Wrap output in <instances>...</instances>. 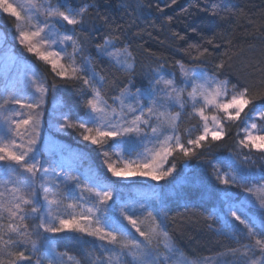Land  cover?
I'll list each match as a JSON object with an SVG mask.
<instances>
[{"label": "snow or ice", "instance_id": "1", "mask_svg": "<svg viewBox=\"0 0 264 264\" xmlns=\"http://www.w3.org/2000/svg\"><path fill=\"white\" fill-rule=\"evenodd\" d=\"M61 8L68 10L62 11ZM85 11L86 7L79 10L71 8L69 0H57L55 6L48 4L43 13L45 18L40 20L35 3L25 5L17 0H0V14L9 15L18 22L16 38L23 50L50 65L57 78L75 81L84 89L83 95L87 99L83 114H77L72 122H69V116L62 115V122L57 125L59 131L80 129L78 138L97 146L106 158L109 153L105 147L113 145L119 146L120 156L127 152L142 157V162L124 161L120 166L106 159L105 171L117 180L133 181L139 177L157 183L167 182L177 171V153L187 160L197 156L205 145L211 147L212 143L221 142L227 135L225 123L238 121L245 109L254 105L257 99L264 101V94L259 97L252 95L251 84L239 78L235 83L227 78L221 79L227 72L223 61L210 70L200 66L207 61L197 58L190 61L194 65L192 67L178 62L182 77L179 85L176 73L158 65L148 74L143 88L129 81L118 94L108 96L104 91L107 80L97 72L92 57L85 55L87 41L77 33V27L84 28ZM33 19L37 23L32 24ZM21 25H27V30H20ZM101 39L102 43L95 45L98 56L107 58L123 71L134 69L135 57L127 45L121 49L117 47V39L108 36ZM56 48L59 50H52ZM207 51L205 48L199 56H204ZM56 91V85L49 83L42 73L25 66L20 80L5 83L0 93V220L5 213L9 220L19 219L21 222L30 215L39 220L37 232H75L101 241V248L116 255H109L106 262L97 259L96 264H113L114 261L115 264H166L168 257H162L156 245H162L166 251L176 250L174 239L167 230V215L161 208L147 202L138 205L120 203L117 207L113 200V186L104 183L95 173L85 174L83 180L81 175L70 173L61 178V183L71 182L64 199L83 200L81 193L86 190L93 199L91 207L76 214L77 205L69 203L66 207L73 211L67 214L68 218L53 214L52 209L58 208L63 201L44 183L37 185L36 178L41 172L37 145L45 114L44 105L46 98L54 96ZM189 107L191 112L187 110ZM174 108L180 111L173 112ZM184 115L196 117L200 123L197 129L186 130L182 136L179 123ZM49 116L53 114L49 113ZM256 116L264 122V110L256 112ZM257 127L256 123H251L241 129L243 138L237 141L239 149L264 154V135L254 134ZM29 128L31 132H28ZM193 131L198 134L193 136ZM26 134L28 139L25 142ZM138 149H143V152ZM250 163L247 156L237 159L230 154L228 171L222 172L217 164L210 162L213 176L220 184L243 190V199L239 202L228 188L223 191V211L219 213L221 221L250 241L256 238L254 245L243 246V252L229 250L227 255L234 257L229 264H264V239L257 238L264 236V183L251 184L254 170L247 166ZM234 165L236 171H232ZM68 168H72L70 163ZM260 178L264 180V171ZM37 188L43 192L42 199ZM26 194L31 199L26 198ZM39 204L44 206L42 214ZM24 206H30V213L24 212ZM248 209H259L261 218L251 215ZM137 213L143 218H138ZM237 224L241 227L237 228ZM4 231L5 226L0 223V253L7 247L26 246L28 225L21 227L9 223L7 226L8 233L24 240H4ZM31 245L35 254L37 244L32 241ZM254 246L260 256L248 258V251ZM8 254L13 256L9 264H40L38 259L26 256L24 251ZM128 257L130 260L125 259ZM54 258L59 264V256ZM0 264H4L2 259Z\"/></svg>", "mask_w": 264, "mask_h": 264}, {"label": "trees", "instance_id": "2", "mask_svg": "<svg viewBox=\"0 0 264 264\" xmlns=\"http://www.w3.org/2000/svg\"><path fill=\"white\" fill-rule=\"evenodd\" d=\"M56 3L57 0H50L51 5ZM69 6H76L77 10L86 7L84 28L77 27V33L87 41L85 55L92 57L97 72L107 80L104 91L108 96L118 94L129 81L143 88L147 84L148 74L158 65L176 73L179 80L178 62L192 67L194 65L190 61L193 58L207 61L200 66L210 70L223 61L227 72L221 79L227 78L235 83L239 78L253 86V96L264 94V0H69ZM17 24V20L11 16L0 14V32L5 36L3 50L15 55L17 68L19 64H26L57 87L56 94L49 95L44 105L45 114L37 145L41 167L36 178L37 185L44 183L50 192L56 193L54 174L65 175L66 161H75L85 174L95 173L104 183L113 186V200L117 207L120 203L138 205L147 202L161 208L167 215V230L174 239L176 252L191 264H226L234 259L227 255L229 250L239 249L243 252L244 245H254L256 238L250 241L221 221L219 213L223 211V191L228 188L239 202V199H243V190L220 184L213 176L210 162L217 164L223 172L228 171L227 158L230 154L237 159L247 156L251 160L247 166L254 170L251 184L264 183L260 178L264 171V154L255 150H241L237 146V141L243 138L241 129L250 124L256 112L264 110V101L257 99L254 105L245 109L238 121L225 123L227 135L221 142L212 143L211 147L205 145L191 159L186 160L177 153V171L167 182L157 183L139 177L133 181H119L105 171L106 159L118 166L124 162L112 147H105L104 150L109 153L106 158L97 146L78 138L80 129L59 131L57 125L62 122V115L69 116V122H72L77 114H83L87 99L83 95L84 89L75 81L57 78L50 65L23 50L17 39L12 41L11 35L16 32ZM105 36L117 39L118 48L129 47L135 57L132 71L118 69L107 58L96 54L95 45L101 44V38ZM205 48L207 53L199 56V52ZM17 68L12 69L7 83L12 73L18 72ZM253 108L255 111H251ZM49 113L53 116L50 117ZM185 125L186 122H182L180 130ZM28 132H31L30 128ZM27 139L26 134L25 142ZM232 171H236L235 165ZM36 191L42 199V190L37 188ZM26 198L31 199V196L26 194ZM38 206L42 214L44 206ZM30 211V206H24L25 213ZM52 211L61 217L57 207ZM247 211L257 219L261 218L259 209ZM0 223L5 226L4 240L25 239L8 233L9 223L21 227L28 225L29 234L25 247H7L0 253L4 264H9L13 259L8 253L19 251H24L33 260L38 259L40 264H49L55 256L62 259L72 257L71 264L77 261L79 264H96L97 259L106 262L109 255H116L101 248V241L80 233L37 232L35 229L39 220L30 215L21 222L19 219L9 220L5 213ZM236 227L241 226L237 224ZM257 238L264 239V236ZM32 241L37 244L35 254L32 253ZM255 248L249 250L248 254L252 255ZM125 259L130 260V257Z\"/></svg>", "mask_w": 264, "mask_h": 264}, {"label": "rangeland", "instance_id": "3", "mask_svg": "<svg viewBox=\"0 0 264 264\" xmlns=\"http://www.w3.org/2000/svg\"><path fill=\"white\" fill-rule=\"evenodd\" d=\"M17 2L23 3L25 5H27L29 3H35L38 6V8H39V12H40L39 19L40 20L45 18L44 15H43L44 9L48 6V4H50V0H17ZM53 6H55V5H53ZM73 9H75V8H73ZM61 10L62 11H67L68 9L67 8H61ZM25 14H27V13H25ZM31 23L35 24V23H37V20L33 19L31 21ZM27 27H28L27 25H21L20 30H27ZM58 28H59V26H58ZM59 30L61 32H63V30H61V29H59ZM16 37H17V29H16V32L13 35H11V40L12 41L16 40L17 39ZM4 40H5V36L2 34V32H0V93L3 92V90H1V89H3L5 83H7L8 75L10 74L12 69L14 67L17 68V65L14 63L15 55L11 51H4L3 48H2V43L4 42ZM52 50H55V49H52ZM56 50H58V48H56ZM68 50L70 51L71 49L69 48ZM24 68L25 67L22 64H19V66L17 68L18 72H13L12 73V78L9 80L8 83H11L14 80L17 81V79L20 80V77H21V74L24 71ZM181 79H182V77L179 80H177V84L178 85L180 84ZM186 106H187V101H186ZM187 110H188V112H191V108L190 107ZM172 111L176 112V111H180V109L179 108H174V109H172ZM209 114L211 115V114H214V113H209ZM184 116H186V118L183 117L182 122L185 121L186 125H185L183 130H180V134L182 136L185 135L186 130L197 129L198 125L200 123V121L196 117H191V116H188V115H184ZM182 122L179 123V126H180V124ZM251 123H256L257 126H258L257 129L254 130V134H256V135H263L264 134V122H262L260 119H258L257 116L255 118L253 117V119L251 120L250 124ZM196 134H198V132H196V131L192 132L193 136L196 135ZM149 147H151V145H149ZM112 148L116 151L117 154L119 153V146L113 145ZM138 151L143 152V149H138ZM120 157L124 161L142 162V157L141 156H137L136 154L129 155L127 152H125L123 154V156H120ZM57 162H58V160L56 161V163ZM69 163L72 165L71 169L68 168V164ZM65 165H66V167H65L66 168V174L67 173L79 174V175H81V179L83 180L85 172H83L79 168L78 164L75 161L67 160ZM56 173H58V172L56 171ZM64 176L65 175L61 176V174H54V180H55V186H56V193H58V198L63 201L62 204L58 207V211L61 214V218H68L67 214L69 212L73 211V210L72 209H68L66 207L67 204L75 203L77 205V207L75 208L74 211H75L76 214H79L83 208H87V207H91L92 206L93 199L91 197V194H89L86 190H84L83 193H81L83 195V197H84L83 200L77 199V200L73 201V200H69V199H64L65 195L68 193L69 187H71V182L61 183V178L64 177ZM58 184H59V187H57ZM65 185H68V186L65 187ZM137 217L141 218V219L143 218L140 215H138ZM156 247H157V249H158V251H159V253L161 254L162 257H168V259L166 261V264H189L186 260H184L182 258V256H180V254H178L176 252V250H174V251H166L165 248L162 245H156ZM259 256H260V252H259L258 248L254 249L252 255L248 254V258H251V259H256ZM50 261H51V263L58 264V261L55 258H53V259L51 258ZM71 261H72L71 259H68V258L62 259L61 257H59V264H68V262H70L69 264H71ZM226 264H229V262L226 263Z\"/></svg>", "mask_w": 264, "mask_h": 264}, {"label": "bare ground", "instance_id": "4", "mask_svg": "<svg viewBox=\"0 0 264 264\" xmlns=\"http://www.w3.org/2000/svg\"><path fill=\"white\" fill-rule=\"evenodd\" d=\"M72 8H74L75 7V9L77 8L76 6H71ZM22 65L25 67V66H28V65H26V64H23L22 63Z\"/></svg>", "mask_w": 264, "mask_h": 264}]
</instances>
